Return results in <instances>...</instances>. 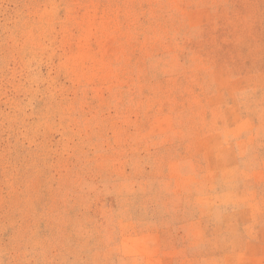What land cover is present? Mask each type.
Returning a JSON list of instances; mask_svg holds the SVG:
<instances>
[{
	"label": "rangeland",
	"instance_id": "rangeland-1",
	"mask_svg": "<svg viewBox=\"0 0 264 264\" xmlns=\"http://www.w3.org/2000/svg\"><path fill=\"white\" fill-rule=\"evenodd\" d=\"M0 264H264V0H0Z\"/></svg>",
	"mask_w": 264,
	"mask_h": 264
}]
</instances>
